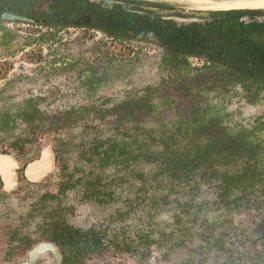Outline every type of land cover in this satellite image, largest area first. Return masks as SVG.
I'll return each instance as SVG.
<instances>
[{"label":"trees","instance_id":"1","mask_svg":"<svg viewBox=\"0 0 264 264\" xmlns=\"http://www.w3.org/2000/svg\"><path fill=\"white\" fill-rule=\"evenodd\" d=\"M175 9L166 4L125 0H0V32L8 33L3 15L12 13L32 19L35 27L50 26L57 31L68 27L95 29L115 42L150 43V39L155 38L160 43L162 68L168 70V78H173L175 89L183 91V98L192 99L197 108L161 124L159 130L138 127L137 131L144 137L140 145L144 148V164L155 165L158 172L154 181L155 178L160 180L151 183L146 177L144 187L140 188L143 196L140 206L152 211L149 214L152 222L169 206L176 207L179 213L173 216L178 226L184 227L188 222L184 221L185 217L195 208V204H188L187 198L196 190L198 180L215 187L220 199L217 205L228 215L234 213L238 203L245 204L249 197L260 202L257 197L264 195V139L256 134L264 129V124L232 131L226 125L227 115H222L225 110L222 103L213 104L215 100L227 98H241L253 106L261 102L264 96V11L212 12L210 22L188 26L163 21L154 11ZM190 57L204 59V66L192 68L188 62ZM159 93L160 89L148 87L142 99L134 104L130 102V117L144 110L149 115L154 113L155 94ZM211 95H214L212 101ZM173 102L167 99L163 103ZM27 103L34 104L33 101ZM40 115L34 107L19 113L23 123L34 132L41 127ZM111 148L112 153H104L103 163L114 159L118 162L116 157L127 154L123 146L117 145V150L115 146ZM118 149L120 154L117 155ZM131 162V158H127L122 163L131 169L134 166ZM134 173L143 181L142 172ZM173 195H181L188 203L182 204ZM194 220L191 222H197ZM147 230L138 235L139 239H124L120 248L149 258V248L158 242L151 235L157 232L152 225ZM179 231L172 229L161 243L180 237L178 246H183L191 232L184 228ZM226 232L230 239L229 231ZM199 236L207 241L210 249L218 247L223 251V264H247L246 258H235L233 253L229 256V243L215 238L207 226ZM82 255L81 251L79 256ZM241 256L247 257L246 254ZM251 260L253 264H263L261 251Z\"/></svg>","mask_w":264,"mask_h":264},{"label":"rangeland","instance_id":"2","mask_svg":"<svg viewBox=\"0 0 264 264\" xmlns=\"http://www.w3.org/2000/svg\"><path fill=\"white\" fill-rule=\"evenodd\" d=\"M177 9L183 11L195 8L181 6ZM5 28L8 33H0V121L7 120L8 128L6 130L0 128V151L8 150L17 154L18 151L15 149L20 145L18 141L29 137L33 143L27 142L25 155H22L23 152L20 153L24 162L34 159L48 146H53L60 140L64 142L74 140V145L78 146L81 153L85 149H90L91 142L97 138L122 136L121 132L114 130L115 117L109 115L105 119H98L92 112L85 118L86 122H81L77 127L68 125L60 132L50 129L45 132L39 129L33 136L19 116V113L26 108L34 107L46 114L61 113L63 116V111L73 107L103 108L128 97L136 99L148 87L160 89L156 97V101L160 99V105L157 112L148 119L150 125L161 126L183 115L185 111L197 108V104L192 99L185 100L184 92L176 90L173 86V78H168V70L161 65L163 51L154 43L113 42L96 33L84 34L71 30L60 36V42L44 44L42 36L46 30L40 27L7 23ZM65 63L70 68L66 69ZM93 76L95 77L93 85L97 88L95 90L89 89L85 82L87 77ZM209 97L212 101L214 95ZM167 99L174 102L163 103ZM30 100H33V105L27 103ZM219 101L225 109L222 115H227L226 125L232 131L242 127L251 129L264 124V96L261 102L254 106L246 104L241 98L219 99L213 104ZM256 134L264 139V129L256 131ZM76 158L75 153L66 157L69 162L68 173L78 174L75 171L81 167L82 162H78ZM84 167L89 168L88 165ZM112 171H107V175ZM62 173L63 170L59 167L55 177L43 187L28 186L24 183L11 194L5 193L0 187V264H22L27 261L31 249L27 247L29 242L26 239H30L33 247L47 242L43 234L45 221L40 218L38 202L42 193L57 192V183ZM117 197L119 201L109 206L80 203L79 193L76 191L69 192L62 200L64 206L76 209V213L71 215L70 222L85 230L94 224L105 223L104 221L108 220L120 206L123 207L126 194L121 193L120 190ZM203 197L212 203L216 200V193L212 189H206ZM257 198H260L261 203L255 200V197H249L247 202L240 206V212L236 214L227 215L223 210L211 209L208 215L210 221L222 223L220 226L215 225L221 228V231H229L230 239H227L229 243L227 247L231 250L229 256L233 253L235 258L240 259L245 257L241 255L246 254L247 264L252 263V256L259 246L257 239L259 236L254 233V228L264 219V195H259ZM171 219L170 214H163L155 220L153 227L156 230L164 229L169 225L168 222L171 223ZM145 222V215L138 212L124 219L123 222H117L113 228L127 227L126 231L137 229L143 231L146 229ZM195 223L198 230L206 226L201 219ZM19 238L22 239L21 242ZM200 241L196 239L194 242ZM193 248L194 245L191 244L189 249L174 250L169 261L161 259L159 263L157 258L149 264L155 262L156 264H189ZM156 252L155 248L154 253ZM194 256L199 258L200 254ZM219 256L221 260L224 259L225 254L222 256L221 253ZM210 257L208 264H215ZM248 258H250L249 262ZM37 264H55V262L51 258L43 257ZM89 264L139 263L129 256L105 255L101 258L96 257L89 261Z\"/></svg>","mask_w":264,"mask_h":264},{"label":"flooded vegetation","instance_id":"3","mask_svg":"<svg viewBox=\"0 0 264 264\" xmlns=\"http://www.w3.org/2000/svg\"><path fill=\"white\" fill-rule=\"evenodd\" d=\"M16 1V0H14ZM21 1V0H19ZM150 10V9H148ZM153 10V9H151ZM158 15L160 16V19L163 21L166 18H172V17H180V18H192V19H209L210 13H202L198 11L203 10H178L177 8L175 10H163L158 11L154 10ZM216 12H228V11H216ZM144 14V13H141ZM150 15L149 13H147ZM152 18L155 17V15H150ZM167 22H173V21H167ZM7 23H14V22H6ZM176 23V22H174ZM15 24V23H14ZM25 24V23H20ZM33 24V23H32ZM28 24V25H32ZM177 24V23H176ZM4 25V27H5ZM178 26H183L180 24H177ZM185 25V24H184ZM193 25V24H191ZM188 26V25H185ZM41 29L46 30V33H44L42 42L44 44L46 43H56L60 42L61 35L64 33L70 32L71 30H74L76 32H83L84 34H99L102 38H106L107 40L113 41V39L107 37L102 32L95 30V29H87V28H78V27H68L66 29L57 31L53 27L46 26V27H40ZM7 30V29H6ZM8 31V30H7ZM2 33V32H0ZM55 37L52 39L51 37ZM115 42V41H113ZM132 42V41H131ZM138 42V41H136ZM123 43H129V42H123ZM138 43H146V42H138ZM150 43H154L160 47V43L155 39L151 38ZM161 48V47H160ZM188 62L192 68H202L205 64V60L197 57H190L188 58ZM65 68L68 67L67 63L64 64ZM62 68V67H61ZM95 77H87L86 86L91 89L95 90L97 88H94L93 85V79ZM146 91V90H145ZM145 91L141 96H139L136 99H130L125 98L122 101L117 102L116 104H113L110 107H90L89 109L84 108H78L73 107L69 109L68 111H63V116L61 113H55V114H46L41 112L40 118L42 119L41 127H39L36 132H38L39 129H42L46 132L47 129L50 130H56L57 132H60L62 129L66 128L68 125H72L73 128L77 127L81 122H86V117L92 112L95 116H97L98 119H105L107 116L112 115V117L116 118V122L114 124V130H117V132H121L122 136H109L105 138H97L93 142H91L89 148L85 149L81 153H79L78 146L76 144L74 145V140L69 142H64L60 140V142L53 144V146H48L46 149L42 151L41 154L36 156L34 159H28V162H24L22 160V155H25L27 142L29 144L33 143V140H30L29 137L22 139L21 142H19L15 151L17 150L18 153L15 154L12 151H0V157L6 156L12 158L18 165L17 170V185L12 188L11 190H7L2 178L0 176V187L3 189L5 193L11 194L15 191H17L24 183L28 186H35V187H43L44 184L49 182V180H52L53 177H55V172L59 167L62 168L63 173L60 174V181L57 183V192L51 193V192H45L42 193L41 198L38 202V207L40 208L39 214L41 219H44L45 225H44V236L47 242L41 243L37 245V247H33L32 243L30 242V239H26L28 244V248L31 249L29 253V258L27 261L23 262L22 264H28L30 261V256L32 253L40 246H44L45 252L42 254L39 259H37L33 264H37L43 257L51 258L55 262V264H89V261H92L96 257H104L105 255L108 256H129L133 258L135 261H137L139 264H149L151 261H154L158 258V261L160 263L161 259L170 260V256L174 253V250L177 251L179 249H189L190 245H194V248L192 249L191 257L189 259V264H208V259L210 257V260L213 259L215 264H223L225 261L224 259H219L221 256H219L223 251H219L220 249L217 248H209L208 243L206 240H202V238L199 236L201 234V230L196 229L195 225L197 223L191 222L195 221L194 219L200 220L206 224L207 229L211 234L214 235L215 238H223V240L227 241L226 237V230L221 231L222 229L216 226L222 225V223H218V221L215 223L213 221H210L208 218L209 212L211 209L216 210H223L224 213L226 211L224 209H220V206L217 205V203L220 201L218 197L217 190L214 186H210L207 184H203L200 180L197 181V188L194 190L191 195L186 199H182L181 195H173L176 196V198L180 199L179 201L182 204H195V208L190 210V213L192 215L189 217H185L184 221L186 222V226L183 227V225L178 226L176 223V219L173 216V213H179L178 208L169 206L163 212H161L152 222V217L149 215L152 213V211L144 206H140V203L142 202L141 198L143 197L140 193V188L144 187L146 177L147 179L152 183H158L160 180L159 178L154 177L157 167L153 165L152 167H149L144 164V158L142 156V153H144V148H140L141 143L144 141L143 135H141L140 131H137L138 127L142 126L141 128H154L159 130L158 125H150L148 124V119L152 117L158 110V107L160 105V99L155 100L156 102V109L154 113L151 115L147 114L146 112L141 113H134V117L131 118L128 110V106L131 103H136L137 100L139 101L144 97ZM158 95L155 94V97ZM33 101V100H30ZM39 110V109H37ZM77 114H79L77 116ZM62 116V118H61ZM85 116V117H84ZM23 122V121H22ZM0 128L5 129L8 128V122L7 120L0 121ZM39 125V120L36 122ZM25 124V123H24ZM36 124V125H37ZM49 124V125H47ZM51 124V125H50ZM81 125V124H80ZM46 126V127H45ZM158 126V127H157ZM26 127L30 130V135L37 134L33 130H31L27 125ZM48 132V130H47ZM123 134H125L123 136ZM34 136V135H33ZM123 146L126 149L127 154L124 156L121 155L119 157H116L118 162L114 159L113 162L109 163H103L104 153H112L111 146H115L117 150V145ZM48 148H51L53 155L51 157L54 158V168L47 172L45 169V172L48 174L43 176L39 181L37 178H39V175H35L34 170L30 173V167L31 165L35 164L36 162H39L42 158V155L44 151L48 150ZM111 150L109 151V149ZM24 153L20 156V153ZM116 152V151H115ZM77 154L76 160L81 163V167L77 168L75 172L76 173H68L69 167H68V160L66 157ZM28 154V153H27ZM115 154V153H114ZM120 154V151L118 149L117 155ZM127 158H131L133 168H125L122 162H124ZM6 163L9 162V166L11 161L6 160ZM144 164V165H143ZM88 165L89 168H85L84 166ZM156 167V169H155ZM113 170V171H112ZM109 171H112L107 175ZM143 173V181L140 180L136 174L134 173ZM107 172V173H106ZM134 173V174H132ZM145 174V175H144ZM127 189H124L126 188ZM212 189L216 193V200L212 203L208 202L204 197L203 193L205 190ZM121 190V193L126 194V197L123 199V207L120 206V208L111 215L108 220H105V223H98L92 225L88 229H82L76 225H73L70 222L71 215L76 213V209H74L71 206H64V202L62 200L63 197H65L66 194L69 192L76 191L79 193V199L80 203H90L100 206H109L112 204H115L119 201V198L117 197L118 192ZM244 204L240 205L239 203L236 205V209L233 214H236L240 212V206H243ZM177 210V211H176ZM210 210V211H209ZM138 212H142L145 215L146 219V229L143 231L141 230H128L126 231V228L120 227L118 229L113 228V225L117 222H123L124 219H127L129 217H132ZM163 214H170L172 219L171 223L168 222L169 225H167L164 229L156 230L153 227V223L156 219H158ZM194 214V215H193ZM227 214V213H226ZM229 214V215H233ZM228 215V214H227ZM142 220V219H141ZM149 220V222H148ZM144 221V219H143ZM173 222V223H172ZM152 225L153 230H156V233L151 234L153 239L157 240V244H155L153 247L149 248L151 253L149 258H144L141 253L135 254V253H127L123 249L120 248V246L123 244V240L130 239V238H138V235H141L144 231H148L147 229L149 226ZM213 225V226H211ZM216 225V226H215ZM205 226V227H206ZM210 226V227H209ZM203 227V228H205ZM184 229H189L191 232V236L189 238H186L183 242V246L179 247L178 245L181 243L178 240H173L172 238L166 242L161 243L162 238L169 235L170 231L172 229L174 230H181L179 233L182 232ZM228 231V230H227ZM254 233L258 234L259 237V246L256 253L260 252L263 256V264H264V250H263V243H264V219L260 220L255 228ZM180 235V234H179ZM17 236V234H16ZM22 238V237H21ZM19 238L18 240L21 242L22 239ZM196 239H200L201 241L199 243H195L194 241ZM17 240V239H16ZM160 241V242H159ZM263 242V243H262ZM33 247V248H32ZM160 247V248H159ZM156 248V253H154V250ZM201 248H204L201 250ZM228 248V247H227ZM219 249V250H218ZM16 251L18 248L15 249ZM14 251V250H11ZM82 251L83 255L79 256V253ZM142 252V251H141ZM255 253V254H256ZM194 254H200V257L194 256ZM214 255V256H213ZM224 253H222V256ZM254 258V255L252 256ZM247 260V257H244ZM250 258H248L249 262ZM156 264V262H155ZM249 264H253L249 262Z\"/></svg>","mask_w":264,"mask_h":264},{"label":"water","instance_id":"4","mask_svg":"<svg viewBox=\"0 0 264 264\" xmlns=\"http://www.w3.org/2000/svg\"><path fill=\"white\" fill-rule=\"evenodd\" d=\"M19 1V0H16ZM125 1H135V2H144V3H158V4H166L174 7H181V6H190L191 8H195L197 10H203L199 9L198 7L185 2H177V1H170V0H125ZM211 3H220V2H245L249 0H210ZM212 12H216V10H208ZM229 11H264V9H235V10H229ZM3 19L6 22H14V23H25V24H32L34 21L32 19L15 15L12 13H5L3 15ZM167 21H173L180 25H191V24H205L210 22L209 19H192V18H180V17H172V18H166ZM53 155V152L51 148H48V150L44 151L42 158L39 162H36L35 164L31 165L30 170L28 173L32 172L33 170L35 172L40 173L39 178L37 180L39 181L43 176L47 175V172H50L54 168V158L51 157ZM9 160L11 161L9 168L5 165V161ZM46 167V168H44ZM45 169L47 172H45ZM17 170L18 165L17 163L10 157L1 156L0 157V176L2 178V181L6 187L7 190H11L17 185ZM44 246L38 247L30 256V261L28 264H33L39 257L42 256V254L45 252Z\"/></svg>","mask_w":264,"mask_h":264},{"label":"bare ground","instance_id":"5","mask_svg":"<svg viewBox=\"0 0 264 264\" xmlns=\"http://www.w3.org/2000/svg\"><path fill=\"white\" fill-rule=\"evenodd\" d=\"M177 2L190 3L199 9L203 10H216V11H229L235 9H264V0H249L245 2H220V3H211L210 0H170ZM6 169L9 168V162L6 163ZM46 168V167H44ZM8 170V169H7ZM40 173H35L39 175Z\"/></svg>","mask_w":264,"mask_h":264}]
</instances>
